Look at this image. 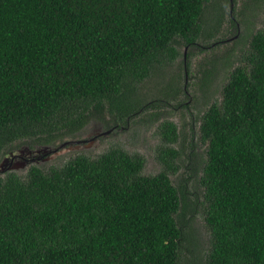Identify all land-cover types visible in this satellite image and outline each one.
Segmentation results:
<instances>
[{
  "label": "trees",
  "instance_id": "16d2710c",
  "mask_svg": "<svg viewBox=\"0 0 264 264\" xmlns=\"http://www.w3.org/2000/svg\"><path fill=\"white\" fill-rule=\"evenodd\" d=\"M208 2L0 0V157L79 139L104 106L118 128L183 105L166 66L181 46L222 41L202 27ZM263 2L243 0L231 28ZM248 37L243 64L200 116L203 154L176 148L177 127L164 120L155 174L109 147L0 175V264H264V28ZM183 63L186 72L185 54ZM152 79L159 85L139 92ZM211 84L202 69L203 105Z\"/></svg>",
  "mask_w": 264,
  "mask_h": 264
},
{
  "label": "rangeland",
  "instance_id": "374dc122",
  "mask_svg": "<svg viewBox=\"0 0 264 264\" xmlns=\"http://www.w3.org/2000/svg\"><path fill=\"white\" fill-rule=\"evenodd\" d=\"M242 2L243 0H230L226 5H223L222 0H209L203 15L202 27L204 30H214L216 28L218 30V35L216 36L222 41L213 47L210 44L215 41H210L208 44L201 43V45L205 44L203 48L181 46L179 47L181 55L170 65L166 66V78L178 74L177 79L182 89L179 98L183 105L173 103V106L170 104L165 108H161L160 112H152L157 114L152 121L149 120V114L152 113L146 112L147 116H145V119L147 121L137 117L135 120L129 121L127 125L118 128H111L112 122L106 106H104L103 114L98 119L92 120L79 135V139H85L83 143H72L60 147H58L60 145L58 143L53 146L47 144L37 145L33 150L49 147L56 151L43 152L41 150L35 153L32 159L24 165H22V157L26 155L21 153L12 161V164L6 163L5 167H2L0 175L4 176L11 171L22 174L27 171L30 165L48 168L66 161L76 153L86 152L98 155L109 147H120L128 154H139L144 159L142 173L155 174L164 170L157 158L158 147L161 145V138L157 133V128L164 120L172 121L177 127L178 142L175 144L176 148H179L180 142L184 143L186 148L193 144L196 152L203 154L204 146L200 144L197 135V127L203 109L212 101L220 100L221 87L230 71L234 67L243 64L242 57L248 48V34L250 35L258 29L264 28V2L260 8L259 6L249 5L244 10L246 19L242 17L244 19L243 23H239L237 29L231 28L228 16H231L234 21L240 19L241 16H239L238 12L241 9ZM218 20L219 22H217ZM184 54L188 65L186 72H184ZM225 54H227L226 57H220L222 55L225 56ZM202 69L207 70L208 77L212 79L210 97L206 99L205 105L201 103V97L196 99L198 95L201 96V93L195 89L198 86V79L201 76ZM158 83L159 81L153 79L144 81L142 86H139V92L149 93ZM13 144L17 145L18 143ZM25 148H27L26 145H21L20 147H13L12 150L20 152V150ZM3 158L4 156L0 157V162ZM169 174L170 179L176 182L178 175L172 172H169ZM194 225L196 227L195 234L201 241L205 242L207 235L200 216L195 219Z\"/></svg>",
  "mask_w": 264,
  "mask_h": 264
},
{
  "label": "water",
  "instance_id": "95a60500",
  "mask_svg": "<svg viewBox=\"0 0 264 264\" xmlns=\"http://www.w3.org/2000/svg\"><path fill=\"white\" fill-rule=\"evenodd\" d=\"M81 141H79V140H70V141H65V142H63V143H61L58 147H60V146H65V145H69V144H72V143H74V144H79ZM43 151V152H54V151H56V150H54V149H52V148H49V147H43L42 149H38V150H33V151H35L36 153L37 152H40V151ZM30 149L29 148H25V149H23V150H20V154L22 153V154H30ZM12 156H6L5 158H3V160L0 162V170L2 169V167L4 166L5 167V165H6V163H7V160L10 158V157H13L14 156V154H11ZM25 163H27V162H22V165H24ZM22 165H20V166H22ZM19 166V167H20ZM18 168V167H17Z\"/></svg>",
  "mask_w": 264,
  "mask_h": 264
},
{
  "label": "flooded vegetation",
  "instance_id": "af4514ba",
  "mask_svg": "<svg viewBox=\"0 0 264 264\" xmlns=\"http://www.w3.org/2000/svg\"><path fill=\"white\" fill-rule=\"evenodd\" d=\"M76 140L81 141V142H80V144H81V143H83V141H84L85 139L80 138V139H76ZM35 153H36L35 151L31 150V151H30V154H25L26 156H25V157H22L23 162H29V161L32 159V156H34ZM19 155H20V152H18L17 154H14L13 157H10V158L7 160V163H8V164H12V161H13L16 157H18ZM9 156H12V155L9 154ZM21 156H22V155H21ZM21 156H20V157H21Z\"/></svg>",
  "mask_w": 264,
  "mask_h": 264
}]
</instances>
